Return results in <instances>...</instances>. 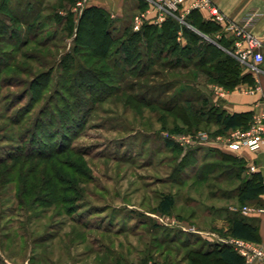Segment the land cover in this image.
Here are the masks:
<instances>
[{
  "label": "rangeland",
  "instance_id": "obj_1",
  "mask_svg": "<svg viewBox=\"0 0 264 264\" xmlns=\"http://www.w3.org/2000/svg\"><path fill=\"white\" fill-rule=\"evenodd\" d=\"M36 1L9 3L20 15L27 2L33 7ZM38 1L41 10L46 5L62 6V11L53 8L61 14L73 5V0ZM48 14L42 11V16ZM6 22L13 25L8 18ZM16 28L21 31L19 40L25 38L24 27ZM55 29L58 26L51 27V31ZM111 33L116 38L121 36L117 26ZM71 41L56 39L53 43L61 52L62 48L69 49ZM4 75L1 73L0 79ZM187 75L192 80L186 83L190 89L181 80ZM195 76L193 67L154 68L141 79L123 76L120 86L139 99L151 96L159 105L179 104L183 97H192L189 106L206 121L210 106L204 105V97L198 100ZM28 81V77L17 75L13 77L16 87H0V264H186L182 262L186 253L199 248L204 239L183 228L223 231L224 222L219 227L216 221L225 220V209L259 208V202L240 204L235 196L228 198L227 192L236 182L217 179L230 165L217 161V155L209 151L211 147L196 153V163L181 171L182 181L174 180L172 172L187 150L180 146L169 149L164 141L183 135L178 132L185 129L169 117L161 116L162 121H158L157 114L149 110L125 106L124 95L79 106L78 110L87 113L75 122L72 131L63 126L62 137L52 130V139H48L49 129L42 127L38 135L22 144L20 136L31 120L14 126L8 118L26 104L28 96L20 104L12 101V96L26 89ZM10 104H14L13 109ZM207 124L201 125V132L219 135L215 134L217 127ZM200 168H204L205 177L197 181ZM250 173L241 176L250 178ZM164 193L175 197L170 217H180L188 225L158 224L161 215L156 208ZM154 223L159 230L152 228ZM185 240L186 245H182Z\"/></svg>",
  "mask_w": 264,
  "mask_h": 264
},
{
  "label": "trees",
  "instance_id": "obj_2",
  "mask_svg": "<svg viewBox=\"0 0 264 264\" xmlns=\"http://www.w3.org/2000/svg\"><path fill=\"white\" fill-rule=\"evenodd\" d=\"M61 1L71 2V0ZM9 2L10 0H0V74H5L4 78L0 79V87H16L18 84L13 83V77L17 75H24L30 79L26 89L12 96V101L18 104L28 96L26 104L8 118L10 124L14 126H22L31 120L30 127H25L23 135L20 136L22 144L30 141L34 134L38 135L42 127L49 129L46 134L48 139H52L53 134L50 132L52 130L62 137L65 135L63 126L68 131H72L71 128L75 126V122L87 113L84 110H78L79 106L84 108L88 103H101L111 97L117 98L122 95L125 96L124 104L127 107L135 110L141 108L149 110L157 114L158 121H162L161 116L179 121L185 130L180 129L178 133L183 135H196L201 132L203 123L216 126L218 132L215 134L219 135L237 128L248 127L251 118L247 114H226L210 104L209 118L202 121L189 106L193 101L192 97L179 96L181 99L183 97L179 104L159 105L151 99V96L149 99L145 96L139 99L127 94L128 92L121 88L125 75L141 79L148 76L154 68L187 70L190 67L211 74L213 65L209 63L213 59L222 56L230 60L229 56H225L222 51L210 44L199 48L197 45L201 39L192 29L180 26L170 19L161 27L144 24L140 32H133L128 27L124 28L120 30L121 36L116 38L111 33L114 21L101 8H84L76 18L71 10L65 14L53 11V8L62 11V6L46 5L43 10L48 11L49 14L42 16L43 10L39 8L41 4L37 0L33 7L31 2H27L25 10L19 15L12 11ZM194 11H191L188 16H191ZM6 18L13 25L8 24ZM53 23L54 26H51ZM187 23L205 35H209V31L215 29L210 25L214 21L201 23L194 19ZM15 24L24 27L25 38L21 37L19 40L21 31ZM57 26L59 29L51 31V27ZM179 29L186 37L185 46L177 41ZM56 39L60 41L72 39L69 49L62 48L61 52H58V45L53 43ZM213 70L218 73L216 76L218 83L231 87L230 85L237 82L236 68L224 74L222 69L213 68ZM52 75L55 77L54 80ZM190 77L187 75L181 79L186 85L184 87L188 89L190 86L186 83H192ZM19 86L21 87L20 84ZM180 93L182 94V91ZM200 98L203 97L199 95L198 100ZM203 103L207 105L209 102L203 98ZM10 106L13 109L14 104ZM44 115L46 117L42 118ZM55 123L57 126L53 127ZM164 143L169 149L177 150L179 147L172 140H165ZM202 147L197 146L187 150L178 163L179 167L177 166L172 172V176L176 177L174 180L182 181L181 171L196 163V153ZM211 149L213 150L209 151L217 155V161L230 165L220 172L217 179L225 177L224 180L236 182V185L227 192L228 198L235 196L240 204L258 202L264 195V179L261 174L250 173V178L244 179L241 174L247 172V169L243 160L218 149ZM211 167L219 169L220 166L212 165ZM203 171L204 168H200L196 172L197 181L204 179ZM175 203V197L172 194H161L156 208L157 213L161 216L172 215ZM224 211L227 213L225 230L216 231L220 236L233 237L257 245L260 243L258 228L249 223L248 218L239 216V212H229L228 209ZM152 225L153 229L158 230L161 226L156 223ZM186 241H182V245H186ZM200 243L199 248L186 253L182 262L186 264H245V259L231 246L204 241Z\"/></svg>",
  "mask_w": 264,
  "mask_h": 264
},
{
  "label": "crops",
  "instance_id": "obj_3",
  "mask_svg": "<svg viewBox=\"0 0 264 264\" xmlns=\"http://www.w3.org/2000/svg\"><path fill=\"white\" fill-rule=\"evenodd\" d=\"M210 2L221 14L234 23L241 24L249 16H256L254 23L249 26L248 31L261 42L259 52L263 60L257 64L260 70L259 73L253 72V63L251 61L241 62L238 59L239 49L236 45L237 39L231 33L225 32L222 25L215 22L210 24L215 29H211L208 33L209 35H205L203 32L189 26L187 22L194 19L201 23H212V19L206 10H195L191 16L185 14L190 0L181 5L175 17L166 16L162 20L157 19V14L151 4L144 0H73L71 11L77 18L84 8H101L114 21V27L117 26L120 30L128 27L133 32H140L144 24L161 27L170 19L177 22L180 26L190 27L201 39L197 45L199 48L210 44L222 51L225 56L230 57V60L224 59L222 56L221 58L213 59L209 63V65H213L211 74L196 69L195 81L196 78L198 80L195 85L197 86L195 87L196 91L207 99L210 105L219 108L226 114L244 113L249 118H252L259 109L264 108V0H210ZM181 17L184 24L178 20ZM177 41L182 46H185L187 43L181 29L177 32ZM213 68L222 69L223 74L236 68L238 70L237 82L230 85L231 87L218 83L216 79L218 73ZM220 151L240 158L245 163L247 172L260 173L264 179V152L254 154L246 148L236 152L228 150ZM258 202L260 204L259 208L264 209V195L259 198ZM165 217L175 220L180 225L183 224L182 226L188 225V222H183L176 217ZM246 218H248L249 223L258 228L260 236V243L258 245L264 248V212L247 215ZM223 222L225 224L223 230H225L226 221H216V223L220 224L218 225L219 227H222ZM198 233L204 241L206 239L209 243H218L221 239L228 238L227 236H220L216 231H199Z\"/></svg>",
  "mask_w": 264,
  "mask_h": 264
},
{
  "label": "built area",
  "instance_id": "obj_4",
  "mask_svg": "<svg viewBox=\"0 0 264 264\" xmlns=\"http://www.w3.org/2000/svg\"><path fill=\"white\" fill-rule=\"evenodd\" d=\"M151 4L153 10L157 14V19L162 20L166 16L175 17L178 14L181 5L188 0H144ZM193 10H206L212 19L217 24L224 27L225 32L231 33L236 39V45L239 49L238 59L241 62L251 61L253 63L252 70L259 73L260 70L257 64L261 63L263 58L259 52L261 48L260 40L248 31L251 24L254 23V15L249 16L243 23H234L228 20L221 14L210 0H190L185 14H189ZM184 24L183 18L178 19ZM190 28V27H189ZM174 143L188 150L197 146L211 147L218 150L240 151L248 149L254 154L264 152V108L259 109L251 118V121L245 129H234L226 134L210 136L206 132H198L196 135H177L171 138ZM231 212H241L243 215L261 214L263 208H254L244 206L242 209L235 207L230 208ZM158 224L163 226L178 225V223L167 217H157ZM185 231L192 230L198 233L194 227L183 228ZM222 244L231 246L234 251L240 254L245 259V264L261 263L264 264V248L249 241L228 237L219 241Z\"/></svg>",
  "mask_w": 264,
  "mask_h": 264
}]
</instances>
